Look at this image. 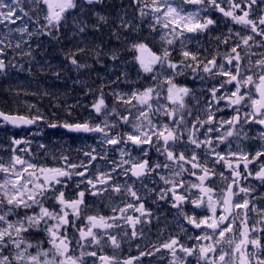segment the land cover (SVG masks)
<instances>
[{"label": "snow or ice", "instance_id": "obj_1", "mask_svg": "<svg viewBox=\"0 0 264 264\" xmlns=\"http://www.w3.org/2000/svg\"><path fill=\"white\" fill-rule=\"evenodd\" d=\"M83 2L86 5H92L96 0H83ZM226 2L227 10L225 7H221L218 0H207V6L219 11L224 17L230 18L235 24L248 29L251 34L241 36L239 32H235L234 35L239 37L240 42L231 47L229 53L221 57L222 63L217 64L219 53L205 62L199 58L198 53L186 49L180 51L181 59L178 62L171 59V46L175 44L177 39L184 37L186 32H205L215 25V20L209 16L200 17L198 13L182 14L172 5L170 0H151L150 3L149 0H134L141 18L149 14L152 15L154 23L150 27L153 30H155L156 25L168 30L166 35L161 36V40L167 46L163 47L159 54L152 51L142 41L128 44V49L136 53L134 60L138 63L140 70L143 73H152L153 80L159 75V72L156 71L157 66L160 68L166 66L172 70L171 76L165 77L162 83L167 85L165 99L171 101L173 105H178V107L169 108L164 105L155 109L158 113L162 111L163 115L168 117L169 123H154L149 115L153 111L152 101L160 98L161 88L158 84L156 87H146L143 91L137 90L130 94L113 93L116 100L124 105L131 107L139 105L146 109L141 110L135 117L138 122L131 124V132L116 131L113 134V129H118L119 124L109 123L107 115L115 113L124 125L129 124V116H119L115 107L109 113L102 89L92 104L95 113L105 116L102 124L92 125L85 121L83 123L65 122L59 126L70 132L100 133L105 145L119 146L123 144L136 148L145 156L147 155L145 146L150 149L154 143L161 144L162 148H158L156 151L162 152L166 162H154L150 165L147 159L132 158L129 151L121 148L119 149L120 161L112 162L111 171H98L95 179H93L87 175L92 162L96 161L98 157L100 159L106 158V153L101 155L94 148L84 152V156L88 158L87 164L83 161L78 164L70 163L67 156H61L60 159L64 161L61 167H38L19 155H13L8 165L0 163V172L6 174L5 179L0 182V264H83L85 256L97 257L95 251L86 252L84 248L93 245L99 246L104 237H107L114 248H119L120 244L117 237L108 232V229L114 226L119 227L115 223L116 220L124 218L133 228L132 235L136 236V224L141 222V217H148L151 213L145 209L141 197L134 187L127 183L125 185L116 183V177L113 173H116L117 168H120L123 169L122 175L129 176L130 174V177L142 180V178L153 173L159 175L157 171L159 169H170L172 166H175V169L170 172V176L160 175V179L169 187L162 188L158 198L165 200L170 194L172 206L180 210L189 225L200 230V234L188 237V239L196 241L192 247H186L178 238H172L160 246L171 252L173 264H186L189 256H195L197 264H264V245L261 244V233H264V227H258V225H264V208L258 209L254 203L256 199L252 196L255 191L254 188L240 186L241 178L247 180L253 175L257 180L264 183V163L259 164L255 173L248 170L250 164L259 162L260 158L264 157V150L256 151L254 155H251V159H249L250 153L232 151L230 144L227 145V152L217 151L221 144H226L229 141L230 137L240 135L237 126L241 124V120L244 124L258 123L264 125V53L253 64L251 56L256 54L245 51L248 61L242 69L243 57L237 51L241 47L246 50L251 49L253 45L264 47V14L250 18L254 8L264 5V0H239V2L226 0ZM34 3L37 6L40 4L46 6L47 11L44 16L46 24L42 27L47 30L48 35H52L49 29H55L58 32L62 21L65 20V13L78 7L77 0H34ZM186 3L204 6L205 0H186ZM237 10L240 14H237ZM17 11L24 12L20 0H7V2L0 0V24H15L17 20L22 19L21 16L16 15ZM260 12L264 13V7L260 8ZM24 15H28V13L25 12ZM94 15L99 22L107 23V17L99 13H94ZM72 23L79 33L85 32L88 27L86 21L77 22L74 19ZM119 27L128 29L132 25L121 19ZM15 31L22 34L28 33V27L24 25ZM28 35L31 37L33 33H28ZM255 36L261 37L259 44H257ZM117 39L120 37L117 36ZM124 39L127 40V37ZM216 39L220 40V37H216ZM228 40L229 37H225L220 42L227 44ZM7 46L12 47L11 44ZM15 47L19 48L20 44L17 43ZM4 54V40L0 39V57H3ZM86 54V48L77 47L75 51L70 50L65 55L73 66L80 69L88 67V65L80 63L76 57ZM93 54L98 55L99 53L94 51ZM26 55L30 56L31 52L26 53ZM111 59L117 60L118 53H112ZM225 64L228 66L227 68ZM8 66L5 60L0 58V72ZM185 68H192L193 72L199 69L204 73L225 78L218 87L209 90L212 99L205 108L206 118L202 120L196 116L190 127L186 124L184 109L186 108L185 97L189 96L191 89L178 86L174 82L176 76L183 75ZM213 69L216 71L214 72ZM57 75L59 74L57 73ZM229 85H232L234 90H226L218 97L217 93L221 92V89H227ZM133 100L136 101V105L132 104ZM221 101H225V106L232 108L235 113L228 119H217L216 117V112L223 110L219 107ZM213 106H215V111L212 110ZM244 107L250 108L251 111L242 112L241 109ZM129 114L131 115V113ZM187 115L191 116V111H188ZM0 119L5 123L20 127L37 124L44 120V117L39 112L29 117L8 115L0 111ZM57 126L56 123L48 125L51 128ZM225 126H227L226 129ZM201 129H204L203 133L200 132ZM185 132L187 133V144L183 143ZM214 133L219 134L213 135ZM201 135H203V139L200 138ZM261 136L264 138V133H261ZM178 143L185 150L194 146L191 155L186 156L184 151H177ZM12 144L14 146L27 145L29 141L13 139ZM40 147L43 148L44 145H40ZM196 149L204 150L202 152L205 157L204 163H201L200 157L196 154ZM20 151L28 152L30 149L24 148ZM125 157L129 158L125 159ZM207 160H211L214 165L220 164L230 170L229 177H225L223 172L218 174L224 180L230 179V182L222 188L218 198H214L215 190L205 184L206 181L217 175L214 168L208 167ZM241 164L245 169L244 173L239 170ZM125 165L128 167L125 168ZM17 166H20L19 170ZM189 168L191 169L190 174L197 177V182L189 183L185 189V181L182 177L185 172L189 171ZM29 169H33V171H29ZM37 171L39 175H37ZM198 172L199 175H197ZM73 176L80 178L75 187L79 189L80 185L83 184L85 190L77 191L75 198L67 199L65 191L61 189L68 188V181H71ZM57 185L60 186L59 189ZM144 187L147 188L146 185ZM234 188L237 190L234 191ZM109 189L115 193L124 191L138 203V206L134 203H127L122 208H112L113 213L119 212V217L86 216L87 223L85 226L76 228L75 222L81 218V208L85 206L86 191L92 196H100ZM178 189H185L187 193L196 189L198 194L196 198H190L189 195L179 194ZM151 191H155V189ZM235 197H239V200H234ZM45 200L53 201L55 207L51 210L45 207L43 203ZM185 202L193 206V215L183 212ZM34 207H38L39 211L32 215H20V210H29ZM128 209L139 212L140 216L125 217ZM196 209H204L208 214L198 218L195 215ZM218 209L221 210L219 215H217ZM249 210L260 215V219L251 227L248 224L247 213ZM10 216L15 217V219L10 220ZM70 225L79 236L75 240L76 248L80 249L78 256L73 255L75 251L73 239L68 235ZM234 226L235 232L239 233L238 240L233 238L225 241L226 233L234 236ZM30 230L45 233L50 247L44 249L42 248V241L33 243L26 240L25 234L30 233ZM99 230H103V235L97 234ZM224 242L230 246V251H226L221 246ZM249 245L252 246V251H249ZM33 248L36 249L34 254L30 252ZM159 250L156 249V251ZM177 250L183 254V258L177 256ZM152 254V252H141V256ZM97 259L100 264H132L131 259L121 262L115 256L101 255Z\"/></svg>", "mask_w": 264, "mask_h": 264}, {"label": "flooded vegetation", "instance_id": "obj_2", "mask_svg": "<svg viewBox=\"0 0 264 264\" xmlns=\"http://www.w3.org/2000/svg\"><path fill=\"white\" fill-rule=\"evenodd\" d=\"M239 2V0H237ZM218 3H221V7H225L227 10V2H221L218 0ZM201 7V9H192L193 13L198 12L200 17L209 16L211 19L215 20V25L211 26L205 32H196V33H188V43L191 52L198 53L199 58L204 60L211 59L214 55L219 53L220 55L217 57V64L222 63L221 57L227 53H229L231 47H233L236 43H239V37L234 35L235 32H239L241 36H247L251 33L248 29L244 28L241 25L235 24L230 18L224 17L219 11L213 10L207 6V0H205V5H196ZM264 7V5H259L254 8L250 18H255L261 14L260 8ZM237 14H240L237 10ZM231 30V32H230ZM216 37H220V40H223L225 37H229L228 43H221L220 40H217ZM255 40L257 44H259L261 37L255 36ZM251 43V42H250ZM243 57L242 60V69L247 65L248 57L245 56V51H249L250 53H255L256 55L251 56V60L253 64L257 59L260 58V55L264 53V47H259L253 45L251 49H244L243 47L237 49ZM174 61V60H173ZM175 62V61H174ZM195 67V66H193ZM225 67L228 66L225 64ZM202 69V66H201ZM215 72L216 70L213 69ZM234 71V69H233ZM172 70L168 69L166 66L164 68L159 69V75L155 80L152 78L142 79V87L143 90L146 87H156L158 84L160 85V98L152 101L153 111L149 113L154 123L163 124L169 123V119L167 116L163 115V112H156L155 109L164 105H167L169 108L178 107V105H173L171 101L165 99L166 87L162 81L165 77L171 76ZM153 75V74H152ZM142 77V78H143ZM225 79L221 76L210 75L204 73L202 70H197L193 72L192 68H185L183 70V75H178L175 77L174 82L178 86L187 87L191 89L189 96L185 97V105L184 109L185 113V121L188 127L191 126L194 118L199 116L200 119L206 118L205 108L208 105V102L212 99L210 94V89L213 87H218L219 83ZM144 80V81H143ZM234 90L232 85H229L227 89H221V92L217 93L219 97L224 91ZM254 91V89H253ZM226 102L221 101L219 107L223 109L220 112H216L217 119L225 118L228 119L235 113L232 108L226 107ZM144 110H146L144 108ZM213 111H215V106H213ZM242 112L251 111L250 108L244 107L241 109ZM191 111L192 115L188 116L187 112ZM142 120V119H141ZM138 121H129L128 125L120 124L123 128L121 129H113V134L116 131L121 133H128L132 131L131 124L136 123ZM114 123V122H112ZM146 123V122H145ZM101 124V121H96L93 125ZM218 126V125H217ZM127 127L129 128L128 130ZM207 127V125H206ZM5 128V125H1L0 129ZM227 126H225V129ZM7 132H10V136L8 134L2 135V140L0 142V163H4L8 165L10 159L13 155H19L23 159L30 161L31 163L36 164L38 167H61L64 164V161L60 159L61 156H67L69 158L70 163H80L83 161L84 163H88V158L84 156L85 151V142L90 141L91 139L88 136H71L66 135L65 138L58 136H49L50 141H47L46 152L44 153V158L42 161L37 159L36 146L34 141L32 142V137H27L24 132H22V139L29 141V144H21L16 146L15 151L14 145L12 144L13 139H18L19 131L15 129H7ZM237 130L240 132L239 136H233L229 138V141L226 144H221L217 151L227 152V145L230 144L232 151H243L250 153L249 159H251V155H254L258 150H264V138H262L261 133H264V125H260L258 123H248L244 124L243 120H241V124L237 126ZM223 131V130H221ZM201 133L204 132V129L200 130ZM219 133H214L213 135H218ZM93 135H97L94 139V149H96L97 153H101L104 155L106 153L105 159L97 158L96 161L92 162L88 176L95 179L97 172H109L113 167V161L119 162L120 155L119 149L117 146L105 145L103 143V137L100 133H94ZM203 139V135L200 136ZM79 141V144L77 143ZM183 143L187 144V133L185 132ZM12 144L11 153L7 151L8 145ZM78 144V145H77ZM121 148L124 147L127 151L131 147L125 146L123 144L119 145ZM29 148L30 151H20V149ZM147 155H143L141 151L130 150L131 157L137 160L139 159H147L149 164H153L154 162L164 163L165 158L162 152H157L156 149L162 148L161 144L154 143L153 146L149 149L145 146ZM192 148L194 146H190L187 150L184 147H181L178 143L176 150L184 151L186 156H190L192 152ZM103 149V151H102ZM91 151V150H89ZM196 154L200 157L201 163L205 162V157L202 155L203 149H196ZM129 157H125L128 159ZM264 163V157H261L259 162L253 163L249 165L250 171L255 173L258 170L259 164ZM207 165L209 168H214L217 175L213 176L209 181H206L205 184L208 187H212L215 190L214 198H218L221 193L222 188L226 186L229 180L222 179L218 174L220 172L224 173L225 177H229L230 170L222 167L220 164L214 165L211 160H207ZM20 166H17L19 170ZM128 167L125 165V168ZM189 167V166H186ZM175 169V166H172L170 169H159L157 170L159 175L153 173L147 177L142 178V180H137L135 177L124 176L122 175L123 169L117 168L116 173L113 175L116 177L115 182L120 185H125V183L132 185L134 189L137 191V194L141 197V201L144 204L145 209L151 213L148 217H141V222L136 224L135 231L137 233L136 236L132 235L133 228L132 226L126 222L124 218L117 219L115 223L119 225V227H113L108 229L110 235H114L117 237L119 241V248H114L111 243L108 241L107 237L101 241L99 246H86L84 251L92 252L95 251L97 257L101 255L107 256H115L119 261L123 262L131 259L132 264H173V257L169 250L163 249L160 246L164 243H167L172 238H178L179 241L185 244L186 247H192L196 241L194 239H188L189 236L194 237L197 234H200L199 229H194L191 225L187 223L184 216L181 214L180 210L172 206L171 195L169 194L168 199L160 200L158 198V194L162 188H167L169 185H165L164 182L160 179V175L170 176V172ZM79 170V169H78ZM242 173L245 172L243 168V164L239 169ZM29 171H33V169H29ZM191 169L183 174V179L185 181V189L188 187L189 183H196L197 177L190 174ZM37 175L39 172L37 171ZM199 175V172L197 173ZM6 174L0 172V182L5 179ZM27 176V173H25ZM80 180L79 177L73 176L71 181H68V188L61 189L65 191V196L67 199L75 198V193L80 190H85V185L81 184L79 189L75 187V184ZM147 186V188L144 187ZM240 186L249 187L255 189L252 193L253 197H256L254 203L256 204L258 209L264 208V183L257 180L254 175L249 177L247 180L241 178ZM31 187V186H30ZM59 189L60 186L57 185ZM155 189V191H151ZM185 189H178L179 194L189 195L190 198H196L198 194V190L193 189L191 193H187ZM237 189L234 188V191ZM243 195V194H241ZM252 199V197H249ZM234 200H239V197H235ZM44 206L49 208L50 210L55 207L53 201L45 200ZM127 203H138L134 201L130 196H128L124 191L120 193L112 192L111 189L104 192L100 196H92L86 191L85 194V206L81 208V218L76 220L75 226L76 228L84 227L87 223L85 217L89 215L93 216H117L119 217V212L113 213L112 208H122ZM251 208V205H250ZM58 211V208L56 209ZM39 208L34 207L29 210H20V215L23 216L25 214L32 215L35 212H38ZM220 209L217 211V215L220 214ZM183 212L188 215H193V206L190 203L185 202L183 204ZM207 211L204 209H196L195 215L199 218L203 215H207ZM249 220L248 224L251 227L257 220L260 219V215L257 212H253L251 210L247 213ZM126 216L137 217L140 216L139 212L134 211L133 209H128L125 213ZM71 219V217H70ZM111 222V221H109ZM258 227H264V225H258ZM98 235H103V230H99ZM68 235L73 239V245L75 249V253L73 255L78 256L80 249L75 246V238L78 239V233H75L74 229L71 225L68 227ZM255 235V234H253ZM235 238L238 240L239 233L235 232L234 226V236L233 234H227L225 236V241L228 239ZM27 240L36 243L38 241H42V248L48 249L50 247L46 234L42 231L30 230V233H27ZM261 244L264 245V233H261ZM226 251H230V246L224 242L221 245ZM156 249H160L156 251ZM36 249L33 248L30 250L33 254ZM249 251H252V246L249 245ZM141 252L148 253L152 252V255H144L141 256ZM177 256L183 258V254L177 250ZM97 257L85 256L83 258V264H100ZM227 259V258H226ZM186 264H197V258L195 256L187 257Z\"/></svg>", "mask_w": 264, "mask_h": 264}, {"label": "trees", "instance_id": "obj_3", "mask_svg": "<svg viewBox=\"0 0 264 264\" xmlns=\"http://www.w3.org/2000/svg\"><path fill=\"white\" fill-rule=\"evenodd\" d=\"M101 1L100 9L111 22L109 26L112 30L111 34L116 36L115 42L111 41V38L105 34V28L108 29L105 23H98L101 28L95 32L92 25L96 24L97 18L92 15L91 11L85 12L82 16V19L85 18L88 24L85 32L82 33V38L79 36V32L70 34L69 29L74 25L70 21L61 23L58 32L55 29H49L52 35H48L47 30L42 27L46 24L44 20L46 6L43 4L37 6L34 0H20L21 7L28 13L27 16L29 17L28 23L25 25L28 27V33H33V35L29 37L28 33L17 32L15 26H11V30L4 32L5 54L0 58H3L9 66L0 72V110L30 113L28 106L33 104L37 108L35 114L39 112L46 121L61 123L77 118V114L74 115V112L78 110L73 108L71 111L74 114L71 118L67 117L62 120L59 114L63 107L71 104L72 100H77L76 97L83 89H88L89 92L93 88L95 92L103 89L93 76L95 73L94 60L100 58L105 61L109 56L111 44L124 43L125 30L114 27V22L111 20L114 19V15L107 16L109 12L113 11L112 6L116 5L118 1L113 0L115 3H111L112 0ZM115 7H122L124 14L132 17L133 13H130L131 10H134L132 0H120ZM69 18L78 19L77 22H81L80 13L78 14L77 9L67 16V19ZM117 36L120 39H117ZM17 43L20 44L19 48L15 47ZM9 44L12 47H8ZM77 47L86 48L87 54L78 55L76 58L80 63L87 64L88 67L77 69L66 58L65 54L70 50L75 51ZM127 50V47L122 49L124 53ZM94 51L99 54L94 55ZM28 52H31L30 56L26 55ZM22 62L26 64L23 72L16 70L13 65V63ZM76 74L82 77L84 86L69 87L66 79Z\"/></svg>", "mask_w": 264, "mask_h": 264}, {"label": "rangeland", "instance_id": "obj_4", "mask_svg": "<svg viewBox=\"0 0 264 264\" xmlns=\"http://www.w3.org/2000/svg\"><path fill=\"white\" fill-rule=\"evenodd\" d=\"M117 1H118L117 4H119L120 0H117ZM132 1H133V4H134V10H131L130 13H134L135 16L131 20L135 21L136 25H138V26L142 25L144 22H146L148 25H152L154 23L152 15L149 14L148 16H146L144 18H141L140 15H139L138 6L134 3V0H132ZM6 2H7V0H6ZM150 2H151V0H149V3ZM170 2L172 3V5L174 7H176L178 10H180L182 12V14L193 13L191 10L194 9V8H196L198 10L201 9V7L196 6V4H189V3H186V1H182V0H170ZM111 3H115V1L112 0ZM116 5H113L112 6L113 7V11L109 12L107 14V16H110V17H111V14L114 15V19H111V20H113L115 27L119 24L118 22H119L120 18L123 16L122 12H124L122 7H120V8L115 7ZM88 6H92V5H86V7L87 8H91V10L89 9V11L92 12L93 16H95L94 13H99L100 15H103L102 11H99V10H96V9H92L93 7H88ZM196 13H198V12H196ZM83 14H85V12H83ZM16 15L21 16L22 19L17 20L15 24H8V23L0 24V39L3 40L4 32L7 31V30H11L12 29L11 26H15L16 28H20V27H22L24 25V23L28 19V17L26 15H24V12L17 11ZM82 21H86L85 18ZM98 23H102V22H99L97 20L95 26L92 25V27L95 30V32H97L98 28H101V25H98ZM102 24H104V23H102ZM110 24H111V22L107 19L106 25H107L108 29L104 27L105 30H106L105 34L108 37H110L112 41H115L116 40V36L114 34H111L112 30H111V27L109 26ZM142 29H144V27H142ZM155 29L158 30V33H157L158 40L156 41L158 44L157 45L155 44L156 46L153 47V48H157L158 47L159 51H161V49L163 47L167 46L165 44V42L161 40V36L166 35L168 33V30L167 29H163L160 25H156ZM69 32H70V34L76 33L77 30H76L75 26L70 27ZM132 34L133 33L126 34V36H124V38L127 37V39H128ZM79 36L82 38V33H80ZM169 38H171V37H169ZM128 40L129 41L125 42V43H127V45L130 44L131 42H133V40H130V39H128ZM124 41H126V40L124 39ZM181 41H183V43H181ZM144 43H146V42H144ZM122 44H124V43H119L118 42V43H115L114 45L117 46V45H122ZM147 45H149V44H147ZM182 49H186L188 51H191L190 48H189L188 33L187 32L185 33L184 37H181L180 39H177L175 44L173 46H171V51H172L171 59L174 60L175 62H178L181 59L179 53H180V51ZM114 52H116V49L114 47H112L111 49H109V53L110 54H109V58L107 60H105L103 62H97L96 59L94 60V64H95L94 65V70H95L94 76L95 77L96 76L110 77V76H113L114 73L118 72L119 81H120L122 76H124V74L127 72V70L124 68V64L128 63V61H130V58L128 57L127 52H125L124 55H123V58H121L118 61L120 63V65H119L117 60H112L111 59V55ZM135 55H136V53L134 52V54L131 55V56L134 57ZM13 65L15 66L16 70H19L21 72H23V70H24V68L26 66V64L24 62L18 63V64L13 63ZM66 80H67V83L69 85L66 84V83L65 84L68 85L69 87H71V86H80V85L84 86V83L82 82V77H80V75H78V74H76V75H74L72 77L69 76ZM104 82H105L104 78H101L100 79V83H104ZM107 85H108V87L112 88L111 90L119 89V88H123L124 87V85L123 84L121 85V83H119V82L108 83ZM91 93L92 92H89L88 89H83L81 91V93L79 94V96L76 97L77 100H72L70 102L71 104L66 105L62 109V111H60L59 116L62 118V120L67 118V117L71 118L73 116V112L71 111L72 108L73 109L80 108L82 110H85L84 111V113H86L85 118H84L85 121H88V122H92L93 121L94 123L96 121H101V124H102V121L105 119V116L102 115V114L95 113L94 109L92 108V104L98 98V95H96L94 93L95 95L93 96ZM130 93H131L130 91L126 92V94H130ZM86 95L88 96V98L85 97ZM110 99L111 100H116L115 97H110ZM86 101H87V103H84ZM16 104H17V102H16ZM132 104L136 105V101L133 100ZM106 105H107V111L110 113V110L112 108H114V107L108 106L107 103H106ZM30 106L33 107V105H30ZM124 106H122V107H124ZM132 108H134L135 110L138 109V111L141 110L140 109L141 106H139V105H137L136 107H132ZM80 109L77 112H74L75 113L74 115H76V114L80 115V113L82 112ZM115 116H116L115 113H111V114L107 115L108 122L109 121H115ZM37 124H38L37 128L34 129L33 131H31L30 135L32 136V138H36V140H34V144L36 146L35 153L37 154V159L39 161H42V159L44 158V153L46 152V147H47L46 140H42L46 136L44 134L43 130L45 128L47 131H50V127H48V125L44 127L40 122H38ZM51 135H53L52 132H51ZM56 135L57 134H54L53 136H56ZM18 137H19L18 139H21L22 135H18ZM96 137H97V135H93L92 134V135H89L88 138H84V139H91L90 141L85 142V151H89V150L93 149V147H94V139ZM40 145H44V147L41 148ZM14 148H16V146H14ZM117 148L121 149L120 146H117ZM122 148H124V147H122ZM11 149H12V144H10L8 146L7 151L11 153ZM128 150L129 151L130 150H134V151H137V152L139 151L136 148H132V147L129 148ZM0 151H1V148H0ZM75 240H76V238H75ZM73 247H74V245H73Z\"/></svg>", "mask_w": 264, "mask_h": 264}, {"label": "water", "instance_id": "obj_5", "mask_svg": "<svg viewBox=\"0 0 264 264\" xmlns=\"http://www.w3.org/2000/svg\"><path fill=\"white\" fill-rule=\"evenodd\" d=\"M1 120V119H0ZM27 127H30V126H32V125H26ZM20 127H24V126H20Z\"/></svg>", "mask_w": 264, "mask_h": 264}, {"label": "bare ground", "instance_id": "obj_6", "mask_svg": "<svg viewBox=\"0 0 264 264\" xmlns=\"http://www.w3.org/2000/svg\"><path fill=\"white\" fill-rule=\"evenodd\" d=\"M70 22H73V20H70Z\"/></svg>", "mask_w": 264, "mask_h": 264}]
</instances>
